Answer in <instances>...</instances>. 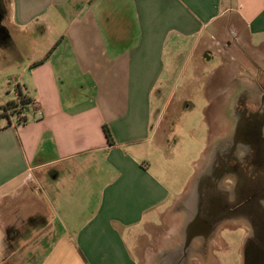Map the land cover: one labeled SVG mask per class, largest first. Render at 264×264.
I'll list each match as a JSON object with an SVG mask.
<instances>
[{"label":"crops","instance_id":"obj_1","mask_svg":"<svg viewBox=\"0 0 264 264\" xmlns=\"http://www.w3.org/2000/svg\"><path fill=\"white\" fill-rule=\"evenodd\" d=\"M4 5L0 75L10 88L0 105L15 98L16 85L32 105L24 123L0 129V264H140L127 233L139 257H168L183 241L196 174L176 191L153 169L163 154L156 143H166L154 134L165 113L154 98L168 101L157 88L165 50L185 44L198 65L220 50L210 40L228 22H240L252 46L263 45L264 0ZM177 229L175 246H164Z\"/></svg>","mask_w":264,"mask_h":264},{"label":"rangeland","instance_id":"obj_2","mask_svg":"<svg viewBox=\"0 0 264 264\" xmlns=\"http://www.w3.org/2000/svg\"><path fill=\"white\" fill-rule=\"evenodd\" d=\"M232 24L234 27H231L229 22L227 25L223 24L221 29L223 31L217 33V39L210 40L221 46L223 57L215 50H208L204 58L200 59V64L195 65L193 56H189L187 45L183 44L175 54L169 53L170 46L165 50V70L157 88L168 101L159 103L158 98H154L155 104L159 106L158 110L162 109L165 112L160 121L155 122L154 134L159 136V139H164L165 135L166 143H156L163 154L156 153L153 169L160 179L176 191H181L187 178L196 174L195 164L206 148L209 133L221 132L219 121L223 112V98L225 99V96L220 95L222 87L223 90L227 88L229 93L230 82L236 76L243 82H247L248 78L262 79L264 44L252 46L245 36L241 23ZM230 30L238 32L237 42L231 38ZM253 43L258 45L260 39L254 37ZM208 44L210 45L209 42ZM8 87L10 88L7 77L0 75V93L5 95ZM210 98L213 100L211 105L208 103ZM164 154L166 156L163 157ZM167 219L170 220L171 216L168 215ZM139 228L137 231L143 235L142 240L148 241L150 236L146 228ZM161 228L162 226L159 229L163 232L165 229ZM178 229L174 231L173 240L163 242L164 246L169 248L175 246L179 235ZM247 233H250L248 225L242 219L235 221L234 224L228 221L217 226L205 250H191L189 255L193 257L191 264H205L200 257H208L209 264H241L242 245ZM124 238L135 258L139 262L143 260L140 264H144V259L149 257H139L140 246L134 245L128 233Z\"/></svg>","mask_w":264,"mask_h":264},{"label":"flooded vegetation","instance_id":"obj_3","mask_svg":"<svg viewBox=\"0 0 264 264\" xmlns=\"http://www.w3.org/2000/svg\"><path fill=\"white\" fill-rule=\"evenodd\" d=\"M4 3L0 0V24L6 15ZM4 37L0 25V39ZM218 53L223 57L221 49ZM261 74L262 79L247 82L234 77L229 93L222 87L221 132L209 133L193 178L184 205L183 241L168 257H149L144 264H191L192 249L205 250L217 226L239 219L250 231L241 264H264V71ZM212 101L208 99L210 105ZM200 258L209 264L208 257Z\"/></svg>","mask_w":264,"mask_h":264},{"label":"trees","instance_id":"obj_4","mask_svg":"<svg viewBox=\"0 0 264 264\" xmlns=\"http://www.w3.org/2000/svg\"><path fill=\"white\" fill-rule=\"evenodd\" d=\"M14 90L16 93L15 98L0 105V129L11 123H24L27 120V113L32 105V101L18 85L15 86ZM1 120H5V123L1 124ZM103 130L106 139L111 143L112 137L108 128L103 126Z\"/></svg>","mask_w":264,"mask_h":264}]
</instances>
